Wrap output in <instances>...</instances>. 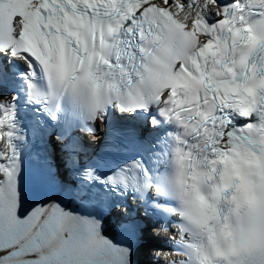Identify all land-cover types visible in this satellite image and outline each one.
I'll return each instance as SVG.
<instances>
[{"label": "snow or ice", "instance_id": "obj_1", "mask_svg": "<svg viewBox=\"0 0 264 264\" xmlns=\"http://www.w3.org/2000/svg\"><path fill=\"white\" fill-rule=\"evenodd\" d=\"M148 228L152 264H264V0H0V264Z\"/></svg>", "mask_w": 264, "mask_h": 264}, {"label": "bare ground", "instance_id": "obj_2", "mask_svg": "<svg viewBox=\"0 0 264 264\" xmlns=\"http://www.w3.org/2000/svg\"><path fill=\"white\" fill-rule=\"evenodd\" d=\"M149 262H151L150 260L148 261V262H146V263H149Z\"/></svg>", "mask_w": 264, "mask_h": 264}]
</instances>
